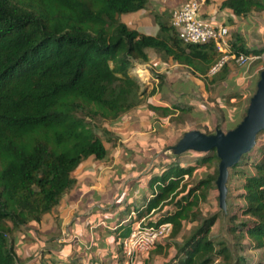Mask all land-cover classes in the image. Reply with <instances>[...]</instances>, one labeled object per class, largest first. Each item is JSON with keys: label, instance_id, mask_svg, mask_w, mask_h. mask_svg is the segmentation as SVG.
I'll return each mask as SVG.
<instances>
[{"label": "trees", "instance_id": "16d2710c", "mask_svg": "<svg viewBox=\"0 0 264 264\" xmlns=\"http://www.w3.org/2000/svg\"><path fill=\"white\" fill-rule=\"evenodd\" d=\"M219 8L244 17L264 11V0H222ZM146 9L148 0H0V264H31L17 255L13 235L31 224L41 227L44 216L76 186L75 172L81 165L107 158L101 135L109 142L114 139L106 124L143 104L145 93L130 70L149 63V49L189 67L205 65V76L218 60L213 42L185 44L167 12L154 14L156 36L122 21L123 15ZM230 49L249 57L264 54V48L248 46L238 31L231 34ZM228 64L212 76L213 84L229 78ZM148 108L163 118L191 111L182 104ZM247 109L228 131L237 127ZM253 149L230 168L242 182V206L227 218L233 244L213 236L219 216H206L200 209L217 189L220 159L212 150L196 152L203 155L197 165L173 156L158 170L144 168L149 191L132 203L131 221L123 224L130 209L121 211L115 229L117 253L133 224L149 216L153 217L148 225L173 227L169 237L148 252L144 264L156 256L162 264H242L246 259L237 251L244 241L264 251V146L261 159L251 164ZM206 164L215 165L213 174L188 181L199 165ZM185 223L195 227L179 240Z\"/></svg>", "mask_w": 264, "mask_h": 264}, {"label": "rangeland", "instance_id": "374dc122", "mask_svg": "<svg viewBox=\"0 0 264 264\" xmlns=\"http://www.w3.org/2000/svg\"><path fill=\"white\" fill-rule=\"evenodd\" d=\"M167 14L170 20L171 11L167 12ZM150 15H153V12H150ZM259 39L260 41L256 43V47H250L256 49L264 48V36ZM150 53L154 57H159L158 55H160L154 50ZM137 67H141L144 72L135 71ZM228 67L233 72V77L217 84H213L210 80L211 78H208L207 82L204 81V85L197 92L193 93V105L190 106L189 104H184V92L181 94L168 88L169 83L168 81L166 82L165 75H161V73L149 74L147 72L148 67H145L143 64L134 65L130 72L140 81L142 91L145 93L143 104L141 105L142 109H140L141 113L140 115H136L131 111L122 116L118 121L106 124L107 128L113 133L109 137L114 140L109 142L105 136L101 135L108 150V156L104 160H101V162H97L103 163L105 166L116 163L117 168L121 170L119 174L121 173L120 179H122L123 175L126 177L128 175L127 169H122V167L130 165V170L132 166H136V170L142 166L158 168L159 164H163L173 156H177L170 148L176 145L183 135L190 130L214 133L218 125L224 132L228 131L232 125H236L241 119L245 108L249 105L250 97L256 91L260 72L264 68V54L260 57H254L246 66H240L235 60H231ZM155 94L158 96L157 98L166 99L169 105L182 104L183 106H190L191 111L186 114L178 111L173 117L168 116L166 118H163L161 113H159L156 117L148 108V105L156 103L153 100ZM237 94H240V97L231 98V96ZM141 118L144 119L142 120ZM263 146L264 134H260L257 137L256 146L251 152L253 156V159L250 161L251 164L257 161V159H261L262 155L259 150ZM201 155L200 153L187 151L179 156L183 164L190 163L197 165L196 160ZM91 162L94 161L91 160ZM249 169L250 166L245 168V170ZM140 170L143 171V167ZM214 170L215 165H199L194 177L187 179L191 183H194L209 174H213ZM110 183L105 196L99 197L97 200L103 204L102 210L95 211L90 216L78 212L80 217L74 222V231L83 234L82 230L86 226L94 224L99 218H104L112 225L111 229L115 230L119 223L121 211L127 207L132 209V200L141 197L149 188V181H146L144 185H134L132 187L133 190L131 187L130 189L124 188V183L122 185L119 184L121 185L120 187L114 181ZM241 183V180L229 169L226 215L220 207L218 189L212 190L207 201L200 205V209L204 215L219 216L212 229L213 236L220 240H226L231 244H233L234 240L229 231L230 224L227 222V218L229 213L233 214L237 212L238 207L242 206V202L238 199ZM137 188L141 190L139 195H136ZM75 195L76 191H72L70 197L64 199L65 204L68 203V198H74ZM124 216L126 217L125 214ZM194 227L195 224L185 223L179 240L189 236ZM111 229L103 227L104 232H110L109 234L113 232ZM59 234L51 225L44 224L39 229L37 225L31 224L28 227H24L20 232H16L13 235V240L16 249L25 254L23 257L25 258L27 255L32 257V261L35 264H76V255H80V252L73 254L72 244L59 243L57 241L60 237ZM45 236L50 238L55 237L57 240H52V242L43 241L42 238ZM97 244L101 246L100 242H97ZM111 251L115 253L116 250L114 248ZM90 254L89 257L92 256ZM237 254L246 259V262L242 264H264V251L251 249L247 241L243 242V247L237 251ZM81 255L86 256L85 252ZM162 262L156 259L153 264H162Z\"/></svg>", "mask_w": 264, "mask_h": 264}, {"label": "crops", "instance_id": "0c3cea01", "mask_svg": "<svg viewBox=\"0 0 264 264\" xmlns=\"http://www.w3.org/2000/svg\"><path fill=\"white\" fill-rule=\"evenodd\" d=\"M184 1L186 0H148V9L133 14L123 15L122 21L142 34L156 36L159 32V26L154 20V14L170 11L172 14V11ZM221 1L222 0H207L199 14L200 17L213 24L226 25L230 29L231 34L233 31L240 32L245 38L248 46L256 47V43L260 41L259 38L264 36V11L252 12L244 17H236L230 10L219 8ZM150 12H153V15H150ZM151 51L153 50L149 49L147 51L150 58L149 63L143 64L145 67H148L147 72L149 74L161 73V75H165V80L166 82L168 81L170 85H168V88L177 93L180 92L182 94L184 92V104L192 106L194 100L193 93L197 92V90L204 85V80L206 78H212V76H209V71L207 76L203 75L205 65H197V67L194 68L189 67L185 64L174 61L171 57H164L161 54L158 55L159 57H154L151 55ZM231 77H233V72L230 70L229 78ZM155 96L156 94L153 98V100L156 101L154 105L167 107H172L174 105H169L166 99L157 98L158 96ZM140 109H142V107L133 110V112L136 115H140ZM142 112L144 111L142 110ZM141 119L143 120L144 118ZM89 161L83 163L75 172V177L78 182L70 191V193L76 191L75 197L68 198V203L65 204L64 199L70 197V193H68L54 212L46 214L43 218L41 226L44 224L51 225V227L56 229L57 233H60L59 239L57 240L55 237L50 238L45 236L42 240L46 242L57 240L61 244H72V253L78 254L80 252V255H76V264H125L122 250L120 254L117 253L119 247L115 242V230L111 229L112 225L108 223V221L104 218H99L94 224L86 226L82 230L83 234L74 231L73 225L78 217H80L78 212L90 216L93 215L95 211L102 210L103 204L99 203L100 201L97 200L99 197L105 196L108 190V185L111 184L110 182L114 181L119 187L124 183V188L130 189V187H134V184L136 183L135 181L139 178L142 180L140 185H144L146 181H149L146 179L149 178L146 177L149 173L144 172L145 166H142V171L140 170L142 167H139L136 170V166H132V169L130 170V165H127L126 167H122V169H127L126 172L128 175L127 177L123 175L122 179H120L121 173L119 174V172L121 170L117 168L116 163L105 166L103 163L94 160V162H91V160ZM155 169L158 170L157 168ZM143 178L145 179L143 180ZM148 191L149 190L147 189L141 197L138 199L135 198L132 201H140L148 194ZM136 192V195H139L141 190L137 188ZM134 216L135 212L132 208L126 216L123 224L131 221ZM152 217L153 216L147 217L145 222L147 223ZM103 227L109 228L113 232L111 234H109L110 232H104ZM39 229H41V227H39ZM97 242H100L101 246L97 244ZM114 248L116 251L115 253H112L111 249ZM15 251L22 260H28L26 263L31 262V264H35V262L32 261V257L27 255L24 258L23 256H25V254L22 251L17 250L16 248ZM84 252L86 256L81 255ZM89 254L92 256L89 257ZM119 258H122V261H120ZM147 258L148 254L141 255L137 264H144ZM156 259L163 261L161 257L156 256L150 261V264H153Z\"/></svg>", "mask_w": 264, "mask_h": 264}, {"label": "built area", "instance_id": "2783aa9c", "mask_svg": "<svg viewBox=\"0 0 264 264\" xmlns=\"http://www.w3.org/2000/svg\"><path fill=\"white\" fill-rule=\"evenodd\" d=\"M207 0H186L171 14V25L185 44L203 45L214 43L219 54L218 60L211 66L209 76L218 74L231 60L246 66L254 57L235 54L230 49L231 32L226 25L213 24L200 17ZM171 223L148 225L145 219L133 224L130 235L122 241V255L125 264H137L141 255L156 247L172 231Z\"/></svg>", "mask_w": 264, "mask_h": 264}, {"label": "water", "instance_id": "95a60500", "mask_svg": "<svg viewBox=\"0 0 264 264\" xmlns=\"http://www.w3.org/2000/svg\"><path fill=\"white\" fill-rule=\"evenodd\" d=\"M260 132H264V70L260 74L256 92L250 99L246 115L236 128L227 132L217 129L211 135L200 130H191L186 132L170 149L177 156L186 151L205 153L216 150L220 159L217 179L219 202L223 212L226 213L229 169L240 160L243 154L256 146Z\"/></svg>", "mask_w": 264, "mask_h": 264}, {"label": "bare ground", "instance_id": "6f19581e", "mask_svg": "<svg viewBox=\"0 0 264 264\" xmlns=\"http://www.w3.org/2000/svg\"><path fill=\"white\" fill-rule=\"evenodd\" d=\"M135 71H137V72H144V71L142 70L141 67H137V68L135 69Z\"/></svg>", "mask_w": 264, "mask_h": 264}]
</instances>
